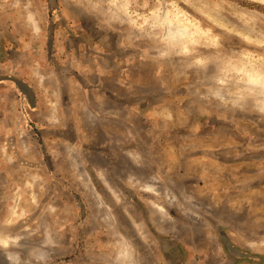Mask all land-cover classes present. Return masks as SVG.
Returning a JSON list of instances; mask_svg holds the SVG:
<instances>
[{
    "label": "rangeland",
    "instance_id": "obj_1",
    "mask_svg": "<svg viewBox=\"0 0 264 264\" xmlns=\"http://www.w3.org/2000/svg\"><path fill=\"white\" fill-rule=\"evenodd\" d=\"M252 68L264 1L0 0V264H264Z\"/></svg>",
    "mask_w": 264,
    "mask_h": 264
},
{
    "label": "bare ground",
    "instance_id": "obj_2",
    "mask_svg": "<svg viewBox=\"0 0 264 264\" xmlns=\"http://www.w3.org/2000/svg\"><path fill=\"white\" fill-rule=\"evenodd\" d=\"M252 1L261 2V1H264V0H252ZM208 18H210L212 20V22L215 25H217L218 27H220L222 29L223 28L226 29L216 19H214L212 17V15L208 16ZM153 20L155 21V26L157 28H159L160 30L161 29L164 30L165 36L167 38V39L165 38L166 41H167L166 42V46L168 48H170V49L172 48L174 50H178V49H176V47H178L180 45L179 48L181 47L182 50L184 52H186V54H188V55L192 54V53H190L191 50H196V52H197L196 56H197V54L210 53L209 50L203 49L200 46H196L195 42L197 41V38H199V36H201V35H205V36L210 35L212 33V29H204V27L206 25H203L202 22H200V21L191 20L188 17V14L185 11L180 10L179 7L175 11L166 10L163 13H157V12L153 13ZM245 39L247 41L252 42L251 41L252 39L250 37H248V36L245 37ZM213 42H215V43L219 42V37L218 36H214ZM191 44H192V46H191ZM181 48H180V50H181ZM188 57H193V55H190ZM246 76H247L246 80H247L248 84L251 83L253 85H258L259 87L264 88V75H257L255 68H252L246 74ZM243 89H245V88H243ZM250 91H252V90H250ZM262 106L263 107L261 108V110L264 112V102L262 103ZM105 181L108 183V181L106 179H105ZM155 189L153 188L152 185H148L146 187V190L148 192H153L155 194H158ZM99 201L100 200L98 199V202ZM100 203H102V202L100 201ZM156 207L162 213H165V209L163 207H161L159 205L156 206ZM0 243L4 247H6L8 245L7 239H5V238L0 239Z\"/></svg>",
    "mask_w": 264,
    "mask_h": 264
}]
</instances>
